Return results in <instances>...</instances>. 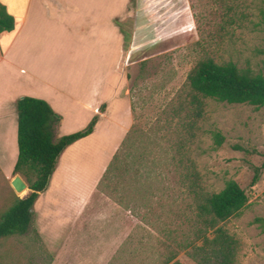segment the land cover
I'll use <instances>...</instances> for the list:
<instances>
[{
  "label": "rangeland",
  "instance_id": "374dc122",
  "mask_svg": "<svg viewBox=\"0 0 264 264\" xmlns=\"http://www.w3.org/2000/svg\"><path fill=\"white\" fill-rule=\"evenodd\" d=\"M130 7L131 18L119 23L115 73L131 123L117 167L74 199L104 167L100 181L113 145L97 135L70 148L62 157L72 174L66 190L49 198L50 179L27 232L0 240V264H196L180 246L194 241L198 193H217L231 180L248 202L217 227L237 242L236 264H264V232L254 223L264 219V169L251 185L253 168L264 163V105L205 99L194 122L184 89L207 57L264 74V0H131ZM10 181L0 179V214L29 193L17 196Z\"/></svg>",
  "mask_w": 264,
  "mask_h": 264
},
{
  "label": "crops",
  "instance_id": "0c3cea01",
  "mask_svg": "<svg viewBox=\"0 0 264 264\" xmlns=\"http://www.w3.org/2000/svg\"><path fill=\"white\" fill-rule=\"evenodd\" d=\"M130 2L0 0L14 18V29L0 34V179L15 176V102L23 96L44 100L61 117L59 136L82 130L98 115L93 132L61 154L49 198L66 190L65 179L72 174L62 157L74 145L102 135L113 145L106 160L111 161L131 123L128 101L118 95L121 77L115 73L123 42L119 23L131 18ZM102 105L105 108L100 113ZM101 171L74 199L95 190ZM40 200L38 197L35 207Z\"/></svg>",
  "mask_w": 264,
  "mask_h": 264
},
{
  "label": "trees",
  "instance_id": "16d2710c",
  "mask_svg": "<svg viewBox=\"0 0 264 264\" xmlns=\"http://www.w3.org/2000/svg\"><path fill=\"white\" fill-rule=\"evenodd\" d=\"M13 29L14 18L0 5V34L11 32ZM184 89L188 112L194 122L203 115L205 99L230 105L246 104L254 108L264 105V74L240 70L232 62L218 64L208 57L201 59L190 69ZM104 108L102 105L99 112L103 113ZM15 110L18 155L13 175L22 178L30 193L23 199L14 196L8 208L0 214V240L22 236L27 232L33 220V206L39 195L46 190L61 154L76 141L89 136L98 120V115H95L82 130L58 136L61 117L44 100L20 97L15 102ZM213 142L220 147L223 137L214 133ZM123 144L124 142L112 156L99 183L106 174L117 167ZM263 169L264 163L259 168H253L251 185L258 181ZM26 192L27 190H24L20 195ZM197 201V226L192 234L194 241L201 240V245L195 246L194 241H189L180 247L191 248L187 255L196 264H236L237 242L217 225L236 216L246 206V191L231 180L217 193L199 192ZM254 223L264 232V219L257 218ZM209 230L214 234L212 239L205 235ZM174 258L175 255L168 257L165 263L172 262ZM172 264L178 263L175 261Z\"/></svg>",
  "mask_w": 264,
  "mask_h": 264
},
{
  "label": "water",
  "instance_id": "95a60500",
  "mask_svg": "<svg viewBox=\"0 0 264 264\" xmlns=\"http://www.w3.org/2000/svg\"><path fill=\"white\" fill-rule=\"evenodd\" d=\"M10 185L13 189V191L15 192V194L17 196H19V194L25 190L28 189L25 182L21 179V177L19 175H15L11 181H10ZM23 199V198H21Z\"/></svg>",
  "mask_w": 264,
  "mask_h": 264
},
{
  "label": "bare ground",
  "instance_id": "6f19581e",
  "mask_svg": "<svg viewBox=\"0 0 264 264\" xmlns=\"http://www.w3.org/2000/svg\"><path fill=\"white\" fill-rule=\"evenodd\" d=\"M25 190H26V189H25ZM23 191H24V190H23ZM23 191H22V192H23ZM22 192H21V193H22ZM21 193H20V194H21ZM20 194H19V195H20Z\"/></svg>",
  "mask_w": 264,
  "mask_h": 264
},
{
  "label": "built area",
  "instance_id": "2783aa9c",
  "mask_svg": "<svg viewBox=\"0 0 264 264\" xmlns=\"http://www.w3.org/2000/svg\"><path fill=\"white\" fill-rule=\"evenodd\" d=\"M1 55V54H0Z\"/></svg>",
  "mask_w": 264,
  "mask_h": 264
}]
</instances>
